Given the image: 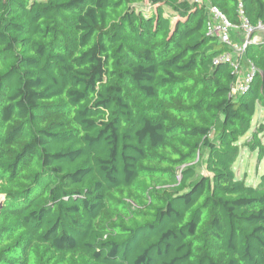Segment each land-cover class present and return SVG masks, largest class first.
Returning a JSON list of instances; mask_svg holds the SVG:
<instances>
[{"label":"trees","instance_id":"obj_1","mask_svg":"<svg viewBox=\"0 0 264 264\" xmlns=\"http://www.w3.org/2000/svg\"><path fill=\"white\" fill-rule=\"evenodd\" d=\"M202 2L0 0V264H264V174L234 168L264 43L234 97L208 35L214 6L243 44L264 0Z\"/></svg>","mask_w":264,"mask_h":264},{"label":"built area","instance_id":"obj_2","mask_svg":"<svg viewBox=\"0 0 264 264\" xmlns=\"http://www.w3.org/2000/svg\"><path fill=\"white\" fill-rule=\"evenodd\" d=\"M197 2L200 4L203 3L202 0H197ZM209 11L211 20L208 23V35L216 37L220 42L232 48V53L224 54L215 60V63H228L234 70L235 79L231 87V95L237 97L244 94L249 89L257 74L261 73L256 65L250 61H246L245 67L243 57L248 45V36L255 31L264 32V24L260 23L254 28L245 17L243 4L240 3L238 5V14L241 20L240 28L245 34V40L243 44L235 45L231 41V31L237 29V26L232 24L218 8L210 6Z\"/></svg>","mask_w":264,"mask_h":264},{"label":"rangeland","instance_id":"obj_3","mask_svg":"<svg viewBox=\"0 0 264 264\" xmlns=\"http://www.w3.org/2000/svg\"><path fill=\"white\" fill-rule=\"evenodd\" d=\"M145 8L148 9L150 6H148V4H144L141 9ZM255 40H264V34H257L255 36ZM261 127V131L263 132L260 135V138L264 144V108L258 106L253 119L251 131L239 142V145L241 146L240 155L234 166L237 179L246 180L247 184L252 186H257L261 176L264 174V159L260 160L258 157L259 152H253L245 145L247 142L251 141L252 133Z\"/></svg>","mask_w":264,"mask_h":264},{"label":"water","instance_id":"obj_4","mask_svg":"<svg viewBox=\"0 0 264 264\" xmlns=\"http://www.w3.org/2000/svg\"><path fill=\"white\" fill-rule=\"evenodd\" d=\"M252 36H253V33L248 36V39H247L248 44L251 43ZM2 204H3V197H0V209L2 207Z\"/></svg>","mask_w":264,"mask_h":264},{"label":"crops","instance_id":"obj_5","mask_svg":"<svg viewBox=\"0 0 264 264\" xmlns=\"http://www.w3.org/2000/svg\"><path fill=\"white\" fill-rule=\"evenodd\" d=\"M260 33L264 34V32H260ZM256 41H257V40H256ZM257 42H258V43H259V42H262V43H263L264 40H259V41H257Z\"/></svg>","mask_w":264,"mask_h":264}]
</instances>
